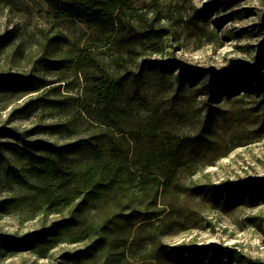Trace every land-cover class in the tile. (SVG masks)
Masks as SVG:
<instances>
[{
  "label": "rangeland",
  "instance_id": "obj_1",
  "mask_svg": "<svg viewBox=\"0 0 264 264\" xmlns=\"http://www.w3.org/2000/svg\"><path fill=\"white\" fill-rule=\"evenodd\" d=\"M87 1L0 0V264H264V0Z\"/></svg>",
  "mask_w": 264,
  "mask_h": 264
},
{
  "label": "trees",
  "instance_id": "obj_2",
  "mask_svg": "<svg viewBox=\"0 0 264 264\" xmlns=\"http://www.w3.org/2000/svg\"><path fill=\"white\" fill-rule=\"evenodd\" d=\"M84 1H85V3L88 2L87 0H84ZM108 1L109 0H105V3H108ZM110 1L112 2V4L114 3L115 5L118 4V2H119V0H110ZM86 6L89 7L90 9L91 8L93 9L94 4L91 6L86 4ZM99 6L101 7V9H105V11L104 12L101 10L94 11L92 13V17H94V20H96V18H97V21L100 22V25L105 27V31L106 30H108L110 32L112 30L117 31L118 29L116 27H117L118 21H116V16L114 15V12H112V10H108V11L106 10L108 8V5H105V4L100 5L99 4ZM75 9H79L80 12H83V13H87L90 11L89 9H86V8H84V6H81V5H78L77 7H75ZM217 75H219V74H217ZM217 75H216V77H218ZM237 75H238V73L235 74L234 76H237ZM93 90H94V92H97L98 99H102V98L110 96V94H114V92H113L114 89H111V88L107 89L104 86L95 87ZM106 112H109V110L106 109ZM175 249L177 250V252L187 254L190 256L193 255L194 257H196L198 259L209 258L211 260H215L218 258V255L215 253H210V251H207V250L205 251L201 248H196L193 246L190 247V246H186V245H178L175 247ZM229 258L235 260L236 262L237 261H243V262H247V264H251L250 260H247L241 253H239L237 251L229 253ZM252 264H258V263L253 262Z\"/></svg>",
  "mask_w": 264,
  "mask_h": 264
}]
</instances>
